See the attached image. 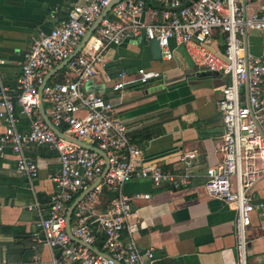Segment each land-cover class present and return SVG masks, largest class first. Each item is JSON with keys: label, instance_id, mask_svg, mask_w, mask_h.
<instances>
[{"label": "built area", "instance_id": "built-area-1", "mask_svg": "<svg viewBox=\"0 0 264 264\" xmlns=\"http://www.w3.org/2000/svg\"><path fill=\"white\" fill-rule=\"evenodd\" d=\"M253 1L119 0L80 51L71 57L111 2L82 0L73 5L61 23L33 37L24 53L15 89H2L0 117L6 125L0 132V156L4 157L10 147L18 171L34 180L39 176L40 166L25 149L46 145L59 154L60 169L52 177L55 189L49 213L37 222L33 240L60 249L63 258L38 264L63 261L115 264L74 241L67 230L71 204L100 177L73 210L70 225L73 235L96 247L101 244L98 247L101 251L122 264H157L155 251L143 249L136 241L134 197L123 192V185L141 179L156 185L170 183L178 188L189 183L190 177L174 174L158 163L144 162L142 150L128 135L127 126L114 115V103L90 89L93 77L107 63L110 48L129 39L158 40L164 59L174 57L172 41H175L184 47L196 66L229 77L218 100L224 129L220 144L222 159L207 168L204 186L210 195L236 211V264H264L250 261L248 248L253 213L260 210L264 220V202L257 203L253 195L256 184L264 178V53L253 55L248 41L250 30H264V12L250 11ZM149 4L157 8L152 9L153 19L145 20L142 15ZM217 31L223 35V51L214 47ZM66 60L65 79L45 81ZM139 74L142 82L157 76L143 69ZM124 75L119 74L121 78ZM127 83L119 81L115 89ZM44 102L49 103L51 122L62 133L99 148L105 156L59 136L44 120L41 112ZM17 109L29 121L27 131L18 128ZM107 193L113 194L109 200L104 199Z\"/></svg>", "mask_w": 264, "mask_h": 264}, {"label": "crops", "instance_id": "crops-1", "mask_svg": "<svg viewBox=\"0 0 264 264\" xmlns=\"http://www.w3.org/2000/svg\"><path fill=\"white\" fill-rule=\"evenodd\" d=\"M78 2L82 0H0V100L3 87L15 89L33 37L61 23ZM250 7V11L264 12V0H254ZM154 8L149 4L142 17L152 20ZM248 41L253 55L264 53V30H250ZM214 47L224 50L220 31L215 33ZM172 49L173 58L156 60L151 42L143 39L115 45L90 89L114 103V115L127 126L144 162L190 177L189 183L178 188L141 179L123 185V192L134 197L135 238L140 247L153 249L157 264H236V211L204 186L207 168L222 159L224 129L218 100L229 77L196 66L175 41ZM140 69L157 76L142 82L138 79ZM66 71L64 65L48 80H64ZM121 72L125 73L123 78ZM122 80L128 83L115 89ZM48 109L44 104L50 117ZM18 110V128L27 131L29 121ZM5 125L0 117V132ZM25 152L40 166L34 180L18 171L10 147L4 157L0 156V264H38L63 258L60 249L33 240L37 222L49 213L55 189L52 177L60 169L59 154L46 145H31ZM191 154L194 156L181 159ZM145 194L151 197L145 198ZM253 195L257 203L264 202V178L256 184ZM248 235L250 261H264V220L258 209L252 215Z\"/></svg>", "mask_w": 264, "mask_h": 264}, {"label": "water", "instance_id": "water-1", "mask_svg": "<svg viewBox=\"0 0 264 264\" xmlns=\"http://www.w3.org/2000/svg\"><path fill=\"white\" fill-rule=\"evenodd\" d=\"M119 0H111L109 6L105 9V11L102 13V15L93 23V25L91 26V28L89 29V31L87 32V34L84 36L82 42L80 43V45L78 46V48L75 50V52L72 54L71 57H74L79 51L80 49L82 48V46H84V44L87 42V40L89 39V37L92 35V33L95 31V29L97 28V26L100 24L102 18L105 16V14L112 8V6ZM151 42V50H152V54H153V57L154 59L156 60H159L161 59V49H160V46H159V42L158 40L154 39ZM68 62V60L64 61L62 64L58 65L57 67H55L46 77V80L47 81L51 76H53L55 73L58 72V70H60L66 63ZM43 87V86H42ZM42 91V88H40V92ZM41 112H42V115L44 117V120L46 121V123L61 137L63 138H67L75 143H78L82 146H85L89 149H92V150H95V151H98L101 155L105 156V153L100 150L99 148L91 145V144H88V143H85L84 141L82 140H79L77 138H74V137H70L68 135H65L64 133H62L50 120V117L45 113L44 111V106L43 104H41ZM107 171V167L105 169V172ZM104 172V173H105ZM101 178V177H100ZM100 178L98 179V181L96 183H98L100 181ZM95 183V184H96ZM94 184V185H95ZM90 186L88 189L84 190L74 201L73 203L71 204L70 208H69V211H68V215H67V230H68V233L69 235L71 236V238L74 240V241H77V242H81L83 243L84 245L88 246L91 250H93L95 253H98V254H101V255H104L105 257L107 258H110L114 261L115 264H122L118 261H116L115 259H113L108 253H105L103 251H101L98 247L94 246V245H91V244H88V243H84L82 240L76 238L72 231H71V219H72V213H73V210L74 208L76 207L77 203L81 200V198L87 193V191L91 188H93V186Z\"/></svg>", "mask_w": 264, "mask_h": 264}, {"label": "trees", "instance_id": "trees-1", "mask_svg": "<svg viewBox=\"0 0 264 264\" xmlns=\"http://www.w3.org/2000/svg\"><path fill=\"white\" fill-rule=\"evenodd\" d=\"M112 196H113V194H111V193H107V194L104 196V199L109 200ZM97 246L101 248V244H97Z\"/></svg>", "mask_w": 264, "mask_h": 264}, {"label": "rangeland", "instance_id": "rangeland-1", "mask_svg": "<svg viewBox=\"0 0 264 264\" xmlns=\"http://www.w3.org/2000/svg\"><path fill=\"white\" fill-rule=\"evenodd\" d=\"M44 104L49 105V103L44 102ZM34 146V145H33Z\"/></svg>", "mask_w": 264, "mask_h": 264}]
</instances>
